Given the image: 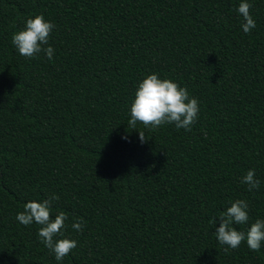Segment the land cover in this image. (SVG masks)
Instances as JSON below:
<instances>
[{
	"label": "trees",
	"instance_id": "obj_1",
	"mask_svg": "<svg viewBox=\"0 0 264 264\" xmlns=\"http://www.w3.org/2000/svg\"><path fill=\"white\" fill-rule=\"evenodd\" d=\"M241 2L0 0V264H264V242L225 251L215 236L239 199L249 221L233 227L264 220V0H248L250 33ZM37 15L55 25L51 60L12 44ZM153 73L198 100L191 131L128 126ZM52 194V218L68 216L56 239L78 242L59 262L16 220Z\"/></svg>",
	"mask_w": 264,
	"mask_h": 264
},
{
	"label": "clouds",
	"instance_id": "obj_2",
	"mask_svg": "<svg viewBox=\"0 0 264 264\" xmlns=\"http://www.w3.org/2000/svg\"><path fill=\"white\" fill-rule=\"evenodd\" d=\"M251 7L248 0H242L237 9L242 17L241 27L245 33H250L256 27L250 13ZM54 27L55 25L46 21L43 15L28 18L24 29L13 33L12 44L21 56L34 58L43 52L51 60L54 49L49 45V38ZM199 111L198 100L190 97L187 88L181 87L171 79H161L158 74L153 73L138 85L130 106L128 126L135 130L139 123L145 128L155 130L166 124H174L177 129L191 131L197 122ZM123 139H127V136ZM139 139L141 143H146L149 138L144 131L139 130ZM241 182L248 185V191L258 190L260 187L255 169L247 171ZM59 199L58 195L52 194L43 202L30 201L16 216V220L24 226L32 225L34 222L41 226L38 237L58 262L63 261L78 246V242L73 239H56L58 236H64L63 230L66 229L65 222L68 220V216L62 211L52 218V204ZM248 208V202L239 199L220 214L215 236L221 245L227 246L225 251L237 249L245 241L251 251H260L264 242V220H256L246 232L233 227L234 224L248 223ZM84 224L83 219L78 218L71 227L75 231H83Z\"/></svg>",
	"mask_w": 264,
	"mask_h": 264
}]
</instances>
